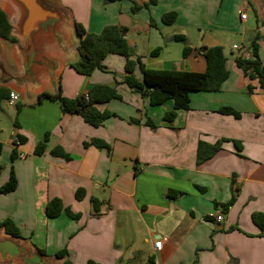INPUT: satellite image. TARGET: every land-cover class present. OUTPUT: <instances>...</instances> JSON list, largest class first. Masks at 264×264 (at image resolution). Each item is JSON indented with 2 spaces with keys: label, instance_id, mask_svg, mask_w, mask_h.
I'll use <instances>...</instances> for the list:
<instances>
[{
  "label": "crops",
  "instance_id": "obj_1",
  "mask_svg": "<svg viewBox=\"0 0 264 264\" xmlns=\"http://www.w3.org/2000/svg\"><path fill=\"white\" fill-rule=\"evenodd\" d=\"M44 1L64 19L55 32L37 38L39 53L26 70L23 39L16 31L21 13L11 1L0 0L18 40L0 38V89L19 96L16 104L6 100L0 106V188L12 165L18 179L14 192H0V222L12 220L19 241L38 248L52 264L66 259L73 264H264V237H257L260 230L252 220L254 213H264V89L236 64L256 40L264 65V0H158L149 8L143 7L148 0ZM134 4L142 8L133 12ZM169 13L177 15L171 25L163 18ZM75 22L90 33L109 25L126 29L131 59L148 69L204 73L207 61L199 49L222 46L229 77L217 93H191L190 109L177 111L170 124L164 117L173 110L172 100L151 106L148 96L123 83L125 57L108 55L102 62L106 69L90 76L69 66L79 57ZM185 48L190 49L186 57ZM140 63L134 71L139 79ZM95 86L115 88L121 97L95 105L117 115L100 127L64 114L58 99L40 102L44 93L75 99ZM224 107L241 118L220 114ZM48 133L46 151L36 155ZM93 139L111 149L85 146ZM222 140L212 158L197 163L199 142ZM58 146L72 159L52 156ZM169 191L181 195L169 198ZM232 197L225 213L223 205ZM54 198L65 210L48 218L46 206ZM220 213L223 220L217 222ZM0 233L5 234L3 228ZM164 239L156 250L155 242ZM64 249L68 257L56 258Z\"/></svg>",
  "mask_w": 264,
  "mask_h": 264
},
{
  "label": "trees",
  "instance_id": "obj_2",
  "mask_svg": "<svg viewBox=\"0 0 264 264\" xmlns=\"http://www.w3.org/2000/svg\"><path fill=\"white\" fill-rule=\"evenodd\" d=\"M158 0H148L143 7L149 8L156 5ZM140 8L137 4H134L132 11L136 12ZM175 13L166 14L164 23L171 25L175 18ZM75 34L78 40V60L72 62L69 66L78 74L83 76H90L95 70L106 69L102 62L110 54L121 55L126 58V72L127 75L123 79V83L135 92L148 96L150 98V105H161L168 100H172L174 103L173 110L165 114V120L170 124L174 121L177 111L190 109V94L194 92L204 93H217L220 91L222 84L228 79L229 72L226 69V55L222 46L215 47H202L199 51L205 56L207 61V69L204 73H194L188 71H168V70H156L148 69L140 63V59L134 61L131 59L129 53V46L126 40V29L109 25L103 28L100 33H90L85 27L75 22ZM13 27L8 19L7 14L0 9V38L5 39L10 43H17L18 40L13 36ZM178 41H184L185 37H176ZM190 49L185 48L184 57L189 53ZM160 50H155L153 55H157ZM251 57L245 59L242 55L236 57L237 66L243 70L244 74L251 80L257 79L260 87L264 89V65L260 59L259 46L256 40L250 46ZM140 63V70L142 78L139 79L135 76L134 71ZM252 90V87H249ZM85 94L88 95L89 100H86ZM10 92L6 89H0V106L3 101L8 100ZM43 98L51 100L61 99L60 107L64 114H77L80 115L86 123L93 127L103 126L105 121L111 117H117L116 114L110 112H100L96 108V104L107 103L111 100H120L121 97L115 88L107 86H95L88 92L83 93L80 97L75 99H68L62 97L61 93L52 95L50 93H44L40 96V102ZM20 107H17L19 113ZM223 115H232L236 119L241 118V114L236 112L230 107H224L218 111ZM134 123H139L138 120L132 119ZM146 124L152 129H156L155 124L148 119ZM17 127V123H15ZM49 133L46 134L45 140L39 143L36 147L35 154L43 155L47 149L46 143L49 139ZM19 141L23 143L24 137L17 136ZM222 141L217 142L215 145H210L205 142H199L197 151V163L201 164L204 161L212 158L222 146ZM85 146H95L97 148H104L108 151L111 147L103 140L93 139ZM2 152V144L0 143V154ZM52 156L60 157L65 160H71L72 156L67 154L61 147H55L50 151ZM17 157V151L12 152V162ZM18 187V179L15 174L14 166H11L10 178L6 184L0 188L2 194H8L14 192ZM181 193L175 191H169L167 196L169 198H177ZM78 197L80 195L78 194ZM235 197L223 205L224 212L226 213L233 205ZM95 210L99 209V202L96 199L92 200ZM65 210L62 201L59 198L49 200L46 206V215L48 218H56L60 216ZM67 214L72 219H78L77 215H74L71 211L67 210ZM254 224L259 228L260 233L257 237H264V213H254L252 215ZM0 228H3L5 234L11 235L15 238L22 239L19 228L16 224L10 220H4L0 222ZM37 251L44 255L38 248ZM58 259H65L68 257L67 251L61 250L55 255ZM63 264H73L69 259H66ZM89 264H95L89 262Z\"/></svg>",
  "mask_w": 264,
  "mask_h": 264
},
{
  "label": "water",
  "instance_id": "obj_3",
  "mask_svg": "<svg viewBox=\"0 0 264 264\" xmlns=\"http://www.w3.org/2000/svg\"><path fill=\"white\" fill-rule=\"evenodd\" d=\"M20 11L17 34L22 37V58L30 70L38 52L36 41L42 34L55 32L63 22V13L50 7L44 0H9ZM61 103V99L57 100ZM0 264H52L38 251L29 249L18 238L0 233Z\"/></svg>",
  "mask_w": 264,
  "mask_h": 264
},
{
  "label": "built area",
  "instance_id": "obj_4",
  "mask_svg": "<svg viewBox=\"0 0 264 264\" xmlns=\"http://www.w3.org/2000/svg\"><path fill=\"white\" fill-rule=\"evenodd\" d=\"M246 18H247V15H246L245 13H242V14H241V19H242V20H245ZM234 48L240 50V48H238L237 46H235ZM243 57H244L245 59H249V58L251 57V52L243 54ZM85 96H86V100H89L88 95L85 94ZM18 100H19V96H18L17 94H15V93H11V94H10V97H9V99H8V103H9L10 105H14V104L17 103ZM215 220H216L217 222H222V220H223V215H222V213L216 215V216H215ZM166 241H167L166 239H164V240H160V241H156L155 244H154V248H155L156 250H161L163 243H165Z\"/></svg>",
  "mask_w": 264,
  "mask_h": 264
},
{
  "label": "bare ground",
  "instance_id": "obj_5",
  "mask_svg": "<svg viewBox=\"0 0 264 264\" xmlns=\"http://www.w3.org/2000/svg\"><path fill=\"white\" fill-rule=\"evenodd\" d=\"M9 12V11H8ZM10 13V12H9Z\"/></svg>",
  "mask_w": 264,
  "mask_h": 264
},
{
  "label": "rangeland",
  "instance_id": "obj_6",
  "mask_svg": "<svg viewBox=\"0 0 264 264\" xmlns=\"http://www.w3.org/2000/svg\"><path fill=\"white\" fill-rule=\"evenodd\" d=\"M3 235V234H2Z\"/></svg>",
  "mask_w": 264,
  "mask_h": 264
}]
</instances>
